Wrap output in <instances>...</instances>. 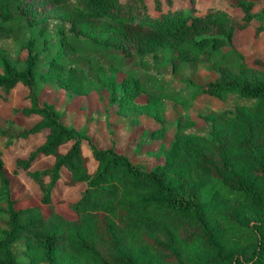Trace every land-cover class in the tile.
<instances>
[{
  "label": "trees",
  "instance_id": "trees-1",
  "mask_svg": "<svg viewBox=\"0 0 264 264\" xmlns=\"http://www.w3.org/2000/svg\"><path fill=\"white\" fill-rule=\"evenodd\" d=\"M150 1L151 7L147 0H0V39L20 42L25 52L15 64L0 50V100L21 85L28 106L13 112L38 118L28 127L11 119L0 124V264H264V65L248 64L233 46L249 26L254 37L264 34V1L231 0L228 10L212 1L203 9L195 0ZM57 9L76 36L47 37L48 16ZM28 23L32 34L24 39ZM82 49L96 55L87 58L88 70L74 63ZM42 51L45 70L38 68ZM146 52H160L157 61L171 74L207 64L216 75L202 84L184 78L181 90L168 93L149 90L147 84L165 83L129 65ZM45 79L69 94L104 89L109 108L159 125L157 138L167 128L163 100L184 109L200 95L240 100L199 115L205 134L187 130L189 117L180 115L157 151L162 163L144 169L63 124L54 105L39 100ZM39 134L43 141L12 169L27 174L39 203L16 208L1 156ZM46 157L48 167L29 170ZM58 183L82 186L68 204L71 216L55 208ZM16 244L23 263L14 258Z\"/></svg>",
  "mask_w": 264,
  "mask_h": 264
},
{
  "label": "rangeland",
  "instance_id": "rangeland-1",
  "mask_svg": "<svg viewBox=\"0 0 264 264\" xmlns=\"http://www.w3.org/2000/svg\"><path fill=\"white\" fill-rule=\"evenodd\" d=\"M148 1V6L151 7V1ZM175 5L182 2L174 0ZM217 5L218 7L229 9L232 4L231 0H195V5L198 9L206 8L209 3ZM264 1V0H263ZM211 3V4H212ZM62 9L53 10L48 16V24L46 28L47 37L54 41L61 34L76 36L70 31V24L63 16ZM31 24L28 23L24 27L23 38H28L31 34ZM253 28L251 26L238 31L233 38V46L238 49L245 57L248 64H252L255 60H259L260 65H264V34L259 37H254ZM83 32H79L78 39L84 43H91L90 39L85 36ZM38 44V41L36 42ZM0 50L15 64L20 62L25 52L20 48V42H15L10 39H0ZM96 55L89 49H82L80 58L75 65L83 66L88 70L89 61L87 58H94ZM72 60L71 56H68ZM160 52H146L142 54H135L133 63L130 66H137V70L142 73L153 75L158 81L164 82V87L160 84H147V88L157 89L163 93H168L174 90H181L185 84L181 83L182 79L190 78L194 82L202 84L215 77V73L211 71L207 64H202L197 67L184 66L177 74H171L167 68L159 64ZM48 54L45 51L40 53L38 60V68L45 70L47 67ZM73 63V64H74ZM68 66V65H67ZM126 69V67H123ZM121 77V75H120ZM39 93L40 102L53 104L54 107H60V120L63 124L72 126L79 130L88 138V142L96 148H113L116 152L125 155L131 163L138 165L144 169H150L155 165L161 164L163 159L157 154L160 145H167L171 140L172 131L174 129L175 120L181 116L189 117V126L187 130L195 134H205L207 126L199 115L205 114L209 109H231L235 101H239L235 95H228L224 101L210 96H198L193 100L187 109L180 107L173 101L163 100L164 116L167 119V128L161 138L156 136L159 134V128L154 121L147 117L141 116L139 119H133V115H124L117 113L114 107L109 108L107 100V92L104 89L98 91H91L88 94L77 95L69 94V92L60 89L54 82L45 79ZM48 84V85H46ZM26 93L21 85L15 88L6 96L5 100H0V124L7 119H11L16 125L20 127H28L38 120L33 116L23 117L13 112V109L28 106L27 100L24 98ZM185 94V92H184ZM186 96V94H185ZM72 97V98H71ZM144 96H140L138 101H143ZM185 116V117H186ZM184 119V118H182ZM137 122V123H135ZM154 131V132H153ZM157 132V133H156ZM151 138H150V137ZM155 138H154V137ZM43 141L42 134L36 135L32 139L22 142L20 147L13 148L12 145L5 149L2 153L3 168L5 173L11 178L12 197L16 200V208H24L29 205L39 203V191L32 183L26 173L20 172L12 173L14 162L17 158L26 157L29 150L34 149ZM83 152L90 154L88 146L83 143ZM0 149L3 147L0 145ZM66 146L61 147L64 151ZM52 159L50 157L40 158L30 167V171L48 167ZM89 169H92V163H89ZM65 174V173H64ZM81 185L77 188H66L60 183L52 191V200L55 202V208L66 215L71 216V211L68 204L77 198V194L81 189ZM0 206L4 207L3 198L0 197ZM43 210L46 211L45 207ZM22 247L17 244L14 246V258L17 262H25L24 255L20 252Z\"/></svg>",
  "mask_w": 264,
  "mask_h": 264
},
{
  "label": "crops",
  "instance_id": "crops-1",
  "mask_svg": "<svg viewBox=\"0 0 264 264\" xmlns=\"http://www.w3.org/2000/svg\"><path fill=\"white\" fill-rule=\"evenodd\" d=\"M202 96H204V95H202ZM207 96V95H206ZM72 98V97H71ZM63 106V104L61 103L60 104V106L58 107V108H56V107H54L55 108V110L57 111V112H59V113H61L60 112V110H58L60 107H62ZM141 117V116H140ZM140 117H138V119L140 118ZM164 146H166V145H164Z\"/></svg>",
  "mask_w": 264,
  "mask_h": 264
}]
</instances>
